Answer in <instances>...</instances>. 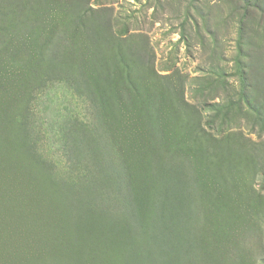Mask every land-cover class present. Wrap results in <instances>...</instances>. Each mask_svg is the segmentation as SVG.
Listing matches in <instances>:
<instances>
[{"label":"rangeland","instance_id":"1","mask_svg":"<svg viewBox=\"0 0 264 264\" xmlns=\"http://www.w3.org/2000/svg\"><path fill=\"white\" fill-rule=\"evenodd\" d=\"M0 264H264V0H0Z\"/></svg>","mask_w":264,"mask_h":264}]
</instances>
